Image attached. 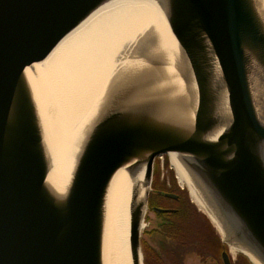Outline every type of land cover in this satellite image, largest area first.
<instances>
[{
    "label": "water",
    "instance_id": "obj_1",
    "mask_svg": "<svg viewBox=\"0 0 264 264\" xmlns=\"http://www.w3.org/2000/svg\"><path fill=\"white\" fill-rule=\"evenodd\" d=\"M110 1L0 0V264H104L106 201L120 170L145 188L144 213H130L138 264L151 195L177 198L153 188L163 155H174L212 211L219 225L204 216L222 263L234 247L264 264V0H154L166 43L148 38L110 81L67 184L52 188L31 91L36 65Z\"/></svg>",
    "mask_w": 264,
    "mask_h": 264
},
{
    "label": "bare ground",
    "instance_id": "obj_2",
    "mask_svg": "<svg viewBox=\"0 0 264 264\" xmlns=\"http://www.w3.org/2000/svg\"><path fill=\"white\" fill-rule=\"evenodd\" d=\"M165 25L154 0H112L67 34L36 65L39 77L32 83L31 91L45 130L51 155L49 182L55 191L63 190L69 180L86 124L107 85L136 63L131 58L140 54L142 48L151 46L148 41L152 37L160 34L157 45L166 43ZM159 47L155 48L154 44L150 51L160 52L162 47ZM169 162L176 172L177 184L181 189L186 188L190 201L198 206L197 211L219 225L174 155L169 156ZM144 198L141 176L130 179L125 170L115 174L105 207L104 264H132L130 213L138 205L144 213ZM232 248L236 253L237 249ZM142 256L138 264H144ZM250 258L252 264H259Z\"/></svg>",
    "mask_w": 264,
    "mask_h": 264
},
{
    "label": "flooded vegetation",
    "instance_id": "obj_3",
    "mask_svg": "<svg viewBox=\"0 0 264 264\" xmlns=\"http://www.w3.org/2000/svg\"><path fill=\"white\" fill-rule=\"evenodd\" d=\"M158 163H156V171L154 175V184H158L162 193H169L175 195L177 198H168L164 195H151L149 202V209L146 217V221L151 227L152 232L147 234L148 237H151L153 234L154 237L150 239L152 249H147V255L153 259V262L156 264H223L221 260V254L223 252L220 247L219 257L206 255L202 253L200 247L196 246L194 243L185 241L179 236V231L176 229V226L169 217L172 215L179 216L180 209L173 208H162L161 204L167 201H176L178 203L186 202L189 200L188 194L181 190H176L172 185H165L164 182L158 177ZM155 201V203L153 202ZM190 201V200H189ZM156 202H158L156 204ZM191 203V201L189 202ZM154 207H158L164 210H171L172 213L168 214H159L153 211ZM145 234V233H144ZM157 237V239H156ZM161 237V239H159ZM231 264H236L231 262Z\"/></svg>",
    "mask_w": 264,
    "mask_h": 264
},
{
    "label": "rangeland",
    "instance_id": "obj_4",
    "mask_svg": "<svg viewBox=\"0 0 264 264\" xmlns=\"http://www.w3.org/2000/svg\"><path fill=\"white\" fill-rule=\"evenodd\" d=\"M163 161L166 162L167 158L161 157ZM158 162V161H157ZM160 163V161H159ZM158 176L161 181L165 182L166 185H172L173 188L176 190H180L181 188L177 184L176 180V173L174 169L168 164L167 166L158 164ZM153 188L159 191L160 187L158 184L153 185ZM186 190V188L184 187ZM183 190V191H185ZM190 200V198H189ZM188 199L185 200L186 202L178 203L176 201H167L165 203H158L161 204L162 208H173V209H180V215H172L169 218L173 220L176 229L179 231V236L181 239L185 241H189L194 243L196 246L200 247L202 253L206 255H212L219 257L220 245L219 239L220 235L217 230H214L211 224L208 222L206 217L203 213L197 211L198 206L193 202L189 203ZM155 203V201H153ZM147 245H145L144 238L141 240V251L144 257V264H156L153 262V259L147 255ZM232 262L237 264H247L243 262L239 258L238 253L231 252L230 253ZM241 260V261H238Z\"/></svg>",
    "mask_w": 264,
    "mask_h": 264
},
{
    "label": "trees",
    "instance_id": "obj_5",
    "mask_svg": "<svg viewBox=\"0 0 264 264\" xmlns=\"http://www.w3.org/2000/svg\"><path fill=\"white\" fill-rule=\"evenodd\" d=\"M158 174H157V179H158ZM164 184V186H165V182L163 183ZM186 193V192H185ZM149 232H145V237H144V240H145V245H147V249H152L153 248V246L151 245V242H150V239L148 240V237H147V234H150V232H152V229H151V227L149 228ZM156 239H157V237H156ZM159 239H161V237L159 238ZM146 249V250H147ZM239 258L241 259V260H243V262H245V263H247V264H250L249 263V261L246 259V258H244L243 256H239ZM241 260H238V261H241ZM238 263V262H237ZM236 263V264H237Z\"/></svg>",
    "mask_w": 264,
    "mask_h": 264
}]
</instances>
